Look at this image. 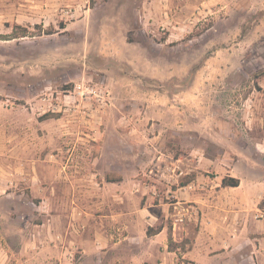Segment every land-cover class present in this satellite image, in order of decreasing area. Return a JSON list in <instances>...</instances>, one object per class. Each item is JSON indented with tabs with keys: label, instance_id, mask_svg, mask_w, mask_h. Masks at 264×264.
<instances>
[{
	"label": "rangeland",
	"instance_id": "374dc122",
	"mask_svg": "<svg viewBox=\"0 0 264 264\" xmlns=\"http://www.w3.org/2000/svg\"><path fill=\"white\" fill-rule=\"evenodd\" d=\"M262 143L264 0H0L3 245L16 236L8 193L19 199L34 184L47 195L34 220L48 222L61 209L55 190L82 197L103 180L121 179L126 209L157 212V228L169 223L177 264H195L182 252L197 255L192 241L204 225L188 221L192 231L179 237L187 222L174 228L170 204L178 197L198 206L188 198L196 192L205 207L216 201V218L205 224L216 227V257L202 264H264V242L256 252L247 237L251 224L264 221L256 207L262 193L217 189L240 157L236 173L264 176ZM177 158L187 174L169 198L165 184L157 183L158 196L140 185L150 182L151 168ZM189 182L196 188L176 191ZM159 204L170 207L168 220ZM76 211L80 226L85 213ZM69 254L75 264L78 248Z\"/></svg>",
	"mask_w": 264,
	"mask_h": 264
},
{
	"label": "crops",
	"instance_id": "0c3cea01",
	"mask_svg": "<svg viewBox=\"0 0 264 264\" xmlns=\"http://www.w3.org/2000/svg\"><path fill=\"white\" fill-rule=\"evenodd\" d=\"M224 48L229 50L231 46L228 45ZM218 54L219 51H216V58ZM213 57L214 54L209 59ZM261 145L262 152H264V143ZM239 162H242L241 157L227 171L228 175L240 179V185L237 187L221 185L217 189L222 191L228 188L235 190L244 188L251 195L262 193L263 198L264 176L259 178L254 173L250 176L236 173L235 169ZM123 182L124 180L121 179L103 180L99 189L87 190L81 193L82 197H76L78 194L76 191L74 192L75 196L72 195V191H69L66 196L61 197L59 191L55 190V194L51 195V198L55 199L58 195L61 209L48 222L34 220V216L42 215L34 210H40L42 204L47 202V195L39 191L34 184L31 185V193L23 195L24 197L19 199H16L20 196L17 192L8 193L6 197L9 198L12 205L6 216L16 236L11 243L7 241L6 245H3L0 239V248L2 245V247L4 246L2 251L5 250L0 252V264H71L67 255L72 246L77 247L80 254L79 260L75 264H177L178 252L170 250L168 245L169 223H163V229L159 233L148 236V227L157 228L156 223L159 215L146 207L143 208L145 210L143 214L141 213L142 208L135 205H132L131 210L126 209ZM209 190L210 188L208 193L212 194V189ZM176 191H180V188ZM197 193L199 192L191 193L188 196L190 200L199 204L197 206L199 214L195 215L190 222L198 219L204 225L199 232L194 233L193 231L195 237L192 243L194 249L198 247L197 255L192 254L193 250L182 252V254L190 256L195 264H202L203 259L216 257V227L205 226L208 220H212L209 219L210 217L216 218V201L213 200L209 206L205 207L203 202L206 200L198 196ZM33 198H39V202L36 203ZM262 198L257 199L256 207L258 209H260L259 204ZM161 205H163V213L161 209L158 213L165 214L166 220H168L171 209L167 204H159V206ZM25 206L30 209V213H22ZM80 206L83 207L85 216L82 219L81 216L78 217L80 219V226H78V221L74 222L73 219L77 218L76 209ZM67 207L68 209H66ZM226 210L228 212L232 209L227 208ZM149 215L151 217H148ZM142 217H145L144 221L148 225L141 230ZM18 220H22L20 224H17ZM191 224L193 223L187 222L182 227L185 231L179 237L189 235L193 226ZM252 225L253 229L251 230L254 236L251 238L248 234L247 237L255 244L254 251H263L262 248L258 249V244L264 242V221L251 224V228ZM206 229L208 231L205 232ZM174 234L176 241H179L176 232ZM229 238L230 244L236 243V236L230 235ZM249 248L253 251L252 247L249 246ZM13 257L17 258L18 262L10 261Z\"/></svg>",
	"mask_w": 264,
	"mask_h": 264
},
{
	"label": "built area",
	"instance_id": "2783aa9c",
	"mask_svg": "<svg viewBox=\"0 0 264 264\" xmlns=\"http://www.w3.org/2000/svg\"><path fill=\"white\" fill-rule=\"evenodd\" d=\"M180 162L181 159L177 158L174 159V161L170 164L162 165L156 170L154 168H151L149 170V173L145 174V176L149 179L150 182L143 184L142 181H140V185H144V187L150 188V192L152 193V195L158 196L159 191L157 183L159 182L165 184L169 187V189L167 190V198H169L172 194L171 187L173 185H180L181 177L187 174L184 170H182ZM179 187L182 190L189 191L196 188V183L189 182L188 184ZM170 205H172L175 209V218L173 222L174 228H176L177 225L192 221L195 215L199 214V209L194 203L190 201H181L180 199H178V197L177 200L171 203ZM69 256L71 257V259H73V256L75 255L73 252L70 251Z\"/></svg>",
	"mask_w": 264,
	"mask_h": 264
},
{
	"label": "trees",
	"instance_id": "16d2710c",
	"mask_svg": "<svg viewBox=\"0 0 264 264\" xmlns=\"http://www.w3.org/2000/svg\"><path fill=\"white\" fill-rule=\"evenodd\" d=\"M62 27H65L64 23H62ZM45 33L50 34V33H53V32L52 31H49V32L45 31ZM108 181H114V180L108 179ZM221 185L223 187H237V186L240 185V179L238 177H233V176H230V175H226V176L223 177ZM259 207L260 208H264V199L260 202ZM162 229H163L162 225L159 226L157 229H154L153 227H148L147 235L148 236H152V235L162 231ZM169 240H170V243H171V235L170 234H169Z\"/></svg>",
	"mask_w": 264,
	"mask_h": 264
}]
</instances>
